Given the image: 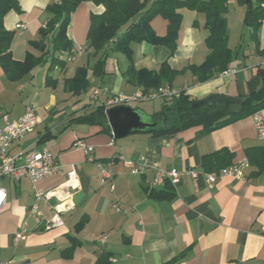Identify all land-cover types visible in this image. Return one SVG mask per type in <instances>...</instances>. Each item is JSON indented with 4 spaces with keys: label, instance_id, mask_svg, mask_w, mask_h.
Instances as JSON below:
<instances>
[{
    "label": "crops",
    "instance_id": "obj_1",
    "mask_svg": "<svg viewBox=\"0 0 264 264\" xmlns=\"http://www.w3.org/2000/svg\"><path fill=\"white\" fill-rule=\"evenodd\" d=\"M53 3L55 0H17L4 17L5 28L14 33L13 58L24 61L30 56L33 67L20 79L11 80L0 65V110L15 119L34 104L39 116L35 130L15 141L11 153L47 146L63 168L37 183L45 192L61 187L58 194L41 201L40 217L28 214L35 195L27 176L0 180L9 192L0 214V262L264 264V168L258 165L264 140L258 137L252 114L207 133L198 126L160 136L137 132L123 138H115L112 129L107 132L98 125L71 121L103 105L104 96L92 97L96 87L126 94L143 89L127 82L123 73L130 59L125 53L109 46L94 55L88 40L91 17L102 14L105 6L91 0L82 1L71 12L67 36L73 47L60 58L65 65L51 69V56L45 53L52 44L49 37L42 38L40 30L52 17L47 8ZM178 11L182 23L175 50L148 41L133 42L132 61L137 69L157 70L165 61L173 69H183L173 86L198 100L216 92L242 97L263 87L264 18L254 30L245 22L247 5L228 0V46L233 59L227 70L236 73L224 71L201 81L188 68L202 65L211 52L206 16L187 7ZM150 25L158 36L168 34L169 21L163 16L153 17ZM101 56H106V74L97 77L91 68ZM81 67L89 69L90 87L76 95L65 83ZM261 113L264 116V108ZM78 138L94 146L95 161L74 147ZM216 152L226 155L223 165L249 158L245 178L222 176L211 185L205 174L214 165H205L203 158ZM129 161L142 165V171L133 173ZM73 168L76 187L66 197L65 184ZM172 168L193 170L197 175H184L176 186L169 180L153 184L158 169ZM115 203L121 210L114 208ZM57 206L62 209L64 224L47 227ZM25 222L28 236L16 242L15 233Z\"/></svg>",
    "mask_w": 264,
    "mask_h": 264
},
{
    "label": "trees",
    "instance_id": "obj_2",
    "mask_svg": "<svg viewBox=\"0 0 264 264\" xmlns=\"http://www.w3.org/2000/svg\"><path fill=\"white\" fill-rule=\"evenodd\" d=\"M87 0H62L50 5L47 9L52 14L51 19L40 30L43 39L50 38L51 50L45 54L51 56V66L65 65L56 53L72 49L73 45L67 36V26L70 22V14L82 2ZM96 4H103L105 11L91 17V25L88 32L89 45L94 49V55L104 51L107 47L125 53L130 59V65L124 76L128 83L134 84L142 91L157 89L162 85L173 86V82L183 73V69H173L167 61L163 62L159 69H137L132 61L133 42L148 41L152 44H163L173 52L177 47L179 30L182 23L180 8L187 7L191 10L203 13L206 16V27L209 36L206 41L211 49L205 62L200 65H192L191 69L198 79L205 81L216 73H222L229 68L232 62V50L228 46V22L226 13L228 0H91ZM247 5L245 22L254 30L258 29L264 18V0H239ZM17 4V0H0V65L7 77L11 80L20 79L29 71L32 59L27 57L24 61L13 58L11 42L14 33L4 26V17ZM137 20H134L138 16ZM161 15L168 19V34L158 36L151 28L150 21L153 17ZM41 61H35L39 64ZM106 56H101L94 64L92 74L97 77L106 74ZM31 66V67H30ZM88 68L81 67L77 74L68 80L65 85L74 92L81 94L90 87L88 80ZM264 78V69L260 70ZM249 98L243 102V108L237 112L231 111L233 97L224 93H212L208 101L202 106H194L201 101L192 97L185 90L179 96L164 99V105L160 112L151 114L158 124L154 128L134 133H149L153 136L176 133L191 127L202 126V133H207L219 126L231 123L236 119L254 114L264 108V85L257 91L248 94ZM71 121L88 123L102 127V131L111 132V127L106 115L104 105L95 107L92 111L80 114ZM258 162L260 169L264 168V151ZM249 159V158H248ZM226 155L216 152L203 158L205 165L213 167H226L223 165ZM110 161V160H109ZM107 161V162H109ZM253 161V160H252ZM105 162V161H104ZM249 162L251 163L250 159ZM223 165V166H222ZM211 169V170H212Z\"/></svg>",
    "mask_w": 264,
    "mask_h": 264
},
{
    "label": "built area",
    "instance_id": "obj_3",
    "mask_svg": "<svg viewBox=\"0 0 264 264\" xmlns=\"http://www.w3.org/2000/svg\"><path fill=\"white\" fill-rule=\"evenodd\" d=\"M61 2L62 0H55ZM18 27H24V24H18ZM46 26V24L44 25ZM65 51H61L59 58L62 57ZM226 74H235V69H229L225 71ZM183 91V89L176 88L170 85H162L157 89L149 91H138L130 94L116 93L108 87L99 86L93 89L92 97L100 98L105 97L103 105L105 109L130 105L133 102L138 101H151L158 98H171L177 97ZM254 125L257 130L259 139L264 140V116L261 111H257L252 114ZM1 122L3 123L1 125ZM39 123V116L34 104H29L25 112L18 118H11V115L3 110H0V180L13 176L17 179L22 176H27L33 183L35 199L29 207L28 214L31 217H40V203L43 199H46L50 195H56L60 192L61 187L55 188L52 191L45 192L42 189L37 188V183L42 179L60 172L63 166L59 163L57 158L52 153L51 149L47 146L41 149L25 148L11 153V147L13 143L27 134L33 132ZM74 147L83 150L90 161H95L93 156L94 146L87 140L78 138L74 142ZM123 158V156H120ZM132 165V172L137 174L143 169L140 164H135L131 161L128 162ZM250 166L248 158L240 159L239 161L230 164L226 167H214L210 172L205 174L208 182L214 185L215 182L222 176H230L237 179H244L245 172ZM186 174L196 176V171L193 170H178L172 169H158L153 179V184H161L169 180L174 186L181 182L182 178ZM76 170L73 168L68 173V180L66 181V193L65 196H71V190L76 187ZM114 189V185L111 186ZM64 196V197H65ZM9 199V192L5 186L0 184V214L3 212L7 201ZM114 208L121 210L118 203L114 204ZM62 209L59 206L56 207L55 212L50 220H48L47 227L62 226L64 221L60 216ZM28 236L27 223L15 233V241L24 240ZM105 239V238H104ZM1 247V236H0ZM115 261V258L112 259ZM0 264H5L1 263Z\"/></svg>",
    "mask_w": 264,
    "mask_h": 264
},
{
    "label": "water",
    "instance_id": "obj_4",
    "mask_svg": "<svg viewBox=\"0 0 264 264\" xmlns=\"http://www.w3.org/2000/svg\"><path fill=\"white\" fill-rule=\"evenodd\" d=\"M250 1V0H247ZM243 78V75L239 76ZM249 98L248 95L242 97H233L231 100V111L237 112L243 108V102ZM208 99L198 101L194 103V106L204 105ZM109 125L115 138H123L127 135L134 133L135 131H145L149 128L157 126L158 122L154 121V117L146 114L142 109L132 105H121L108 108L106 110ZM150 116V120H144L143 116ZM68 124L64 125L60 130L67 127Z\"/></svg>",
    "mask_w": 264,
    "mask_h": 264
},
{
    "label": "rangeland",
    "instance_id": "obj_5",
    "mask_svg": "<svg viewBox=\"0 0 264 264\" xmlns=\"http://www.w3.org/2000/svg\"><path fill=\"white\" fill-rule=\"evenodd\" d=\"M255 1V0H253ZM165 100L158 98L155 100L151 101H138V102H133L132 104L134 105H139L141 108H143L147 113L151 112L152 114L160 112L163 105H164ZM144 120L148 121L150 120V116L144 115L143 116Z\"/></svg>",
    "mask_w": 264,
    "mask_h": 264
}]
</instances>
